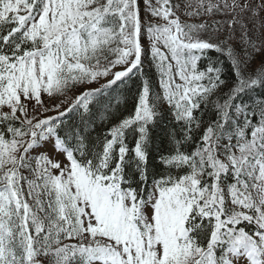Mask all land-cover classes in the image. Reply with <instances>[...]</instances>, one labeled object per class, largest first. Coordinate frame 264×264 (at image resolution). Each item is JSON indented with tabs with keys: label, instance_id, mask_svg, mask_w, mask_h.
<instances>
[{
	"label": "snow or ice",
	"instance_id": "snow-or-ice-1",
	"mask_svg": "<svg viewBox=\"0 0 264 264\" xmlns=\"http://www.w3.org/2000/svg\"><path fill=\"white\" fill-rule=\"evenodd\" d=\"M262 30L264 0H0V264H264Z\"/></svg>",
	"mask_w": 264,
	"mask_h": 264
},
{
	"label": "trees",
	"instance_id": "trees-1",
	"mask_svg": "<svg viewBox=\"0 0 264 264\" xmlns=\"http://www.w3.org/2000/svg\"><path fill=\"white\" fill-rule=\"evenodd\" d=\"M211 19H225V18L217 16V17H213ZM262 31H264V30H262ZM145 44H147V41H145ZM209 55L212 56L213 59H215L217 54L209 53ZM262 59H264V57L259 56V55L256 56L253 67H258L259 64L261 63ZM144 70L148 74L149 79L155 80L154 69H152L151 65L149 64V62L147 60L145 61V64H144ZM225 70L227 71V69H225ZM134 81H135V83H134ZM138 83H139L138 78H134V80L128 81L127 88H121L120 91L117 93V95L119 96V99H120L121 110L125 114H127L133 107L134 97H135V94L137 91L136 85ZM127 89H130V91H128ZM45 101L49 102V103L51 102L48 100L47 97H45Z\"/></svg>",
	"mask_w": 264,
	"mask_h": 264
},
{
	"label": "rangeland",
	"instance_id": "rangeland-1",
	"mask_svg": "<svg viewBox=\"0 0 264 264\" xmlns=\"http://www.w3.org/2000/svg\"><path fill=\"white\" fill-rule=\"evenodd\" d=\"M46 150L50 151L51 149H50V147H49V148H48V149H46Z\"/></svg>",
	"mask_w": 264,
	"mask_h": 264
}]
</instances>
